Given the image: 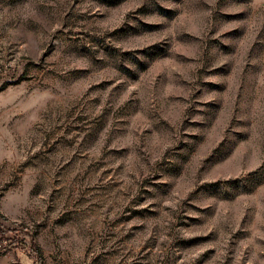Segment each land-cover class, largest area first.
<instances>
[{
    "label": "rangeland",
    "instance_id": "1",
    "mask_svg": "<svg viewBox=\"0 0 264 264\" xmlns=\"http://www.w3.org/2000/svg\"><path fill=\"white\" fill-rule=\"evenodd\" d=\"M0 264H264V0H0Z\"/></svg>",
    "mask_w": 264,
    "mask_h": 264
},
{
    "label": "built area",
    "instance_id": "2",
    "mask_svg": "<svg viewBox=\"0 0 264 264\" xmlns=\"http://www.w3.org/2000/svg\"><path fill=\"white\" fill-rule=\"evenodd\" d=\"M2 248H3V247H2V245L0 244V251L2 250Z\"/></svg>",
    "mask_w": 264,
    "mask_h": 264
}]
</instances>
